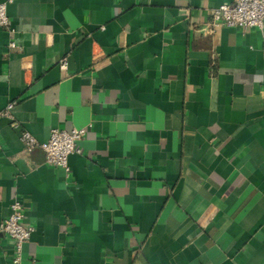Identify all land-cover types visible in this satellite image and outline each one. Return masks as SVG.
Instances as JSON below:
<instances>
[{
	"label": "crops",
	"instance_id": "1",
	"mask_svg": "<svg viewBox=\"0 0 264 264\" xmlns=\"http://www.w3.org/2000/svg\"><path fill=\"white\" fill-rule=\"evenodd\" d=\"M0 1V224L21 200L22 264H264V22L213 25L232 0ZM74 127L69 171L20 138Z\"/></svg>",
	"mask_w": 264,
	"mask_h": 264
},
{
	"label": "built area",
	"instance_id": "2",
	"mask_svg": "<svg viewBox=\"0 0 264 264\" xmlns=\"http://www.w3.org/2000/svg\"><path fill=\"white\" fill-rule=\"evenodd\" d=\"M212 23L215 26L227 25L239 27L248 31L255 26H262L264 22V0H232L211 9ZM0 27L12 31L8 15L7 2L0 1ZM10 48L16 47L15 40L9 42ZM61 66H67V59L64 57L60 62ZM16 101H11L0 110V120L4 117L13 118L12 110ZM86 127H74L72 130L53 128L46 141H40L30 131L24 130L21 133V141L27 152L42 150L45 161L55 167L69 171V156L73 153H80V141L86 134ZM2 143L0 141V150ZM24 203L15 199L11 203V212L0 224V232L6 234L14 241V255L12 264H22L23 245L31 238L33 226L24 223Z\"/></svg>",
	"mask_w": 264,
	"mask_h": 264
}]
</instances>
